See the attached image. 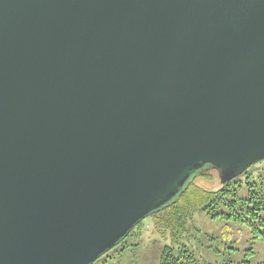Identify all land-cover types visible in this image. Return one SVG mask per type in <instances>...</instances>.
<instances>
[{
  "label": "water",
  "instance_id": "water-1",
  "mask_svg": "<svg viewBox=\"0 0 264 264\" xmlns=\"http://www.w3.org/2000/svg\"><path fill=\"white\" fill-rule=\"evenodd\" d=\"M263 160L264 0H0V264H94Z\"/></svg>",
  "mask_w": 264,
  "mask_h": 264
},
{
  "label": "trees",
  "instance_id": "trees-1",
  "mask_svg": "<svg viewBox=\"0 0 264 264\" xmlns=\"http://www.w3.org/2000/svg\"><path fill=\"white\" fill-rule=\"evenodd\" d=\"M213 172L199 176L177 204L153 216L157 229L171 239L158 264H264V173L255 179L248 170L222 184L219 178L213 180ZM198 180H213V185ZM142 233L141 224L127 240L134 239L139 247Z\"/></svg>",
  "mask_w": 264,
  "mask_h": 264
},
{
  "label": "rangeland",
  "instance_id": "rangeland-1",
  "mask_svg": "<svg viewBox=\"0 0 264 264\" xmlns=\"http://www.w3.org/2000/svg\"><path fill=\"white\" fill-rule=\"evenodd\" d=\"M249 170L253 173L254 178L257 179L259 174L264 173V160L254 164ZM212 175L213 180L219 178L215 172ZM213 180L211 182L198 180V182L211 187ZM242 196H244V193H242ZM204 222L206 227H209L212 231L214 230V227H211L208 221ZM141 224L143 233L138 243L139 247H136L134 239H126L127 243L110 255L106 254V259L99 264H158L160 252L165 246L171 244L170 236L168 233H162L157 229L153 216L146 218ZM121 249H124L122 253L118 252Z\"/></svg>",
  "mask_w": 264,
  "mask_h": 264
}]
</instances>
